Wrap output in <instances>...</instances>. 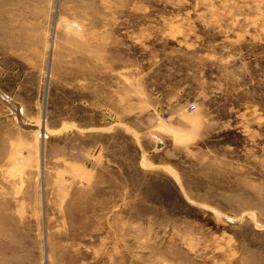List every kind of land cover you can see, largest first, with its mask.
I'll use <instances>...</instances> for the list:
<instances>
[{
	"label": "rangeland",
	"instance_id": "374dc122",
	"mask_svg": "<svg viewBox=\"0 0 264 264\" xmlns=\"http://www.w3.org/2000/svg\"><path fill=\"white\" fill-rule=\"evenodd\" d=\"M0 264H264V0H0Z\"/></svg>",
	"mask_w": 264,
	"mask_h": 264
},
{
	"label": "bare ground",
	"instance_id": "6f19581e",
	"mask_svg": "<svg viewBox=\"0 0 264 264\" xmlns=\"http://www.w3.org/2000/svg\"><path fill=\"white\" fill-rule=\"evenodd\" d=\"M37 133H38V129H36ZM40 134V133H39Z\"/></svg>",
	"mask_w": 264,
	"mask_h": 264
}]
</instances>
